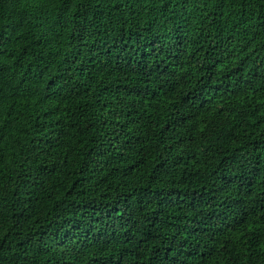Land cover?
Listing matches in <instances>:
<instances>
[{"label": "trees", "instance_id": "obj_1", "mask_svg": "<svg viewBox=\"0 0 264 264\" xmlns=\"http://www.w3.org/2000/svg\"><path fill=\"white\" fill-rule=\"evenodd\" d=\"M0 264H264V0H0Z\"/></svg>", "mask_w": 264, "mask_h": 264}]
</instances>
